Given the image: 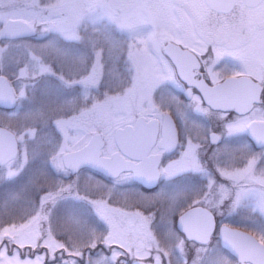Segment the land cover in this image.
<instances>
[{
	"label": "snow or ice",
	"instance_id": "6c2138e0",
	"mask_svg": "<svg viewBox=\"0 0 264 264\" xmlns=\"http://www.w3.org/2000/svg\"><path fill=\"white\" fill-rule=\"evenodd\" d=\"M0 264H264V0H0Z\"/></svg>",
	"mask_w": 264,
	"mask_h": 264
}]
</instances>
